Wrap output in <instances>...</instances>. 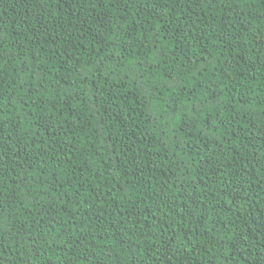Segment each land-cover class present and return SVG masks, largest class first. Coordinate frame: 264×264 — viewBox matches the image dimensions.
Instances as JSON below:
<instances>
[{"label": "trees", "instance_id": "1", "mask_svg": "<svg viewBox=\"0 0 264 264\" xmlns=\"http://www.w3.org/2000/svg\"><path fill=\"white\" fill-rule=\"evenodd\" d=\"M0 264H264V0H0Z\"/></svg>", "mask_w": 264, "mask_h": 264}]
</instances>
